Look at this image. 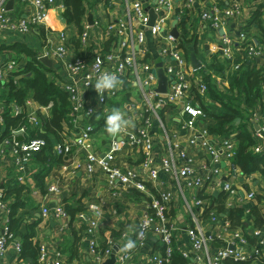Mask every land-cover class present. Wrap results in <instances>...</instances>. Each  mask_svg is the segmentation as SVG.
I'll list each match as a JSON object with an SVG mask.
<instances>
[{
  "label": "built area",
  "instance_id": "2783aa9c",
  "mask_svg": "<svg viewBox=\"0 0 264 264\" xmlns=\"http://www.w3.org/2000/svg\"><path fill=\"white\" fill-rule=\"evenodd\" d=\"M18 1L21 8L23 7L25 16L13 18L10 15L7 0H0V35L10 30H18L26 34L41 26H46L47 30L45 29L42 51L34 53V56H28V60L24 63H21L18 58L5 60L0 58V175L8 145H12L13 165L20 182L24 181L26 168L34 155L47 146V140L39 134L42 119L36 111L31 110L33 100L28 98L23 105L8 102L2 92L10 79L18 81L29 77L31 72H26V67L31 63L36 69L44 71L42 58L48 57L60 67L59 71L66 76L65 79L61 78L58 81V85L69 95V121L76 136L74 143L57 142L54 145L57 155L71 154L74 151V145L80 148L86 147V142L96 129L92 123L93 119L100 115L106 118L109 114L107 107L110 99L117 98L124 87H134L138 91L139 100L131 97L123 108L119 107L125 113L126 118L133 120L134 127H129L125 133L113 137L103 156L88 153L85 163L77 162L75 167L84 168L87 176L94 173L97 168H101L107 174L108 186L113 188L118 185L134 187L139 192H146L149 184L162 185L160 180L162 172L176 180H181L182 189L192 191L194 202V204L193 202L187 203L189 214L194 222V226L188 228L187 233L192 250L197 254L192 257L189 251L183 252L186 257L190 256L193 260L191 264H224L228 259L238 262L263 260L264 232L262 229H256L249 235L254 239L253 241L240 227L233 226L227 217L221 216L214 209L207 223L209 227L202 226L204 221L200 216L203 215L205 208L213 205L201 197L203 187L208 184L213 186L221 184V190L230 201L227 205H234L233 199L239 194L236 182L237 172L234 168L232 176H228L226 180L222 179L224 171L222 162L234 163L239 130L236 128L231 135L220 139L211 135L207 127L202 126V121L207 118V115L196 99V92L201 96L202 104L208 106L211 102L208 96V85L204 82L203 75L195 73L197 69L193 68L186 58L181 47L180 34L178 37L173 36L168 26V19L177 0H157L152 7L157 14L153 24H150V14L145 9L143 0H125V7L123 6L120 14L111 16L108 20H94L93 25H90L88 21L90 12L88 9L83 17V29L77 34L71 31L73 26L66 25L63 29L56 30L49 25L50 12L57 6L56 0ZM207 2L210 3L208 8L200 9L199 7L194 8L193 0H186L180 5V16L195 10L200 20L210 22L216 30L220 31L222 42L220 60L225 65V69L233 75L245 71L246 63L256 66L257 61L264 62V44L255 43L246 31L247 24L245 25L244 20L247 12L244 2L229 0L227 6L222 5L220 0H207ZM119 3V0L112 1L113 5ZM59 7L62 16L65 5ZM230 19L242 22L240 34L235 39H232L227 28ZM166 29H169V32L165 31ZM146 31H150L156 40H159L161 53L165 58L163 69L169 79V92L165 94L152 89L158 79L154 64L148 59ZM163 32L166 34L162 35ZM54 33L57 35L56 39L51 37ZM76 43H79V46ZM203 68L207 74L208 70ZM258 69H264V65ZM104 72L114 73L122 84L111 93L105 92L101 100L94 85ZM213 83L225 95L230 94L231 89L227 80L214 78ZM235 93L237 95L238 92L235 91ZM169 106L179 107L183 114L179 121L180 127L190 133L186 147H181V143L174 138L175 134H168L166 124L160 115V110ZM262 106L263 108H259ZM262 106L248 108L250 116L243 120V124L249 126L255 137L251 151L254 155L264 159V103ZM6 112L13 116L26 113L25 124L22 128L10 129L9 133L5 134L4 115ZM84 119L87 120L86 123ZM155 124H158L166 133V145L160 144L156 134L152 131ZM256 124L259 129H255ZM19 136H22L21 141H18ZM126 144L143 150V160L139 165L131 168L116 165L118 155ZM160 147L163 153L158 157L156 153ZM189 147L195 152L194 155L190 154ZM198 153L204 156L199 166L194 161ZM58 192L59 189L52 185L49 187L47 197ZM160 195L161 199L155 197L149 206V209H154L155 213L147 212L140 218L134 236L135 240L132 242L142 244L149 233L155 230L163 243L164 250L161 254L152 253L147 260L148 264H168L175 252L173 230L166 217V211L174 198L167 190L161 191ZM248 196L251 199L254 193H249ZM192 205L198 209L197 212L193 210ZM10 212V205L4 200L3 190H0V225L2 226L0 257L6 252L9 243L15 242L20 259L22 244L18 239L19 235L11 231L9 227ZM42 214L61 221H66L70 217L64 205H56L53 208L43 207ZM103 214V211L98 208L93 209L92 217L90 215L86 217L93 264H104L111 257L115 246L118 247L115 264H132V248H125L131 240L125 239L126 235H124L123 243L110 241L106 249H100L99 231ZM62 227L65 228L66 224L63 223ZM209 244L218 245L215 253L209 252ZM39 262L41 264H66L65 253L60 248L52 249L46 244H40Z\"/></svg>",
  "mask_w": 264,
  "mask_h": 264
},
{
  "label": "crops",
  "instance_id": "0c3cea01",
  "mask_svg": "<svg viewBox=\"0 0 264 264\" xmlns=\"http://www.w3.org/2000/svg\"><path fill=\"white\" fill-rule=\"evenodd\" d=\"M112 1L118 0H86L85 3L91 8L90 12L94 15V20L106 19L111 16H117L125 7V0H119L118 5H113ZM186 0H177L176 5L171 11L170 18L168 19V26L170 33L175 28L181 36L183 41H187V47H190V59H188L190 65L191 53H194L202 64L195 73L201 75H208L212 80L221 78L228 80L232 75L225 69V65L220 60V49L222 46L220 31L216 30L210 22L202 21L198 17V13L193 10L192 12L184 13L180 16L181 7ZM246 7V17L244 20L246 31L255 43L264 44V39L261 36L260 23L264 25V3L263 0H242ZM13 2L9 7V3ZM221 4L227 6L229 0H220ZM7 5L10 11V15L13 18L24 17L21 6L18 0H7ZM64 0H56L57 6L50 12L49 25L53 26L56 30L63 29L67 24L61 20V9L59 6L64 5ZM157 3V0H143L145 9L151 10V8ZM194 8H208L210 5L207 0H193ZM124 6V7H123ZM89 12V13H90ZM262 13L258 19H256V13ZM242 22L230 19L228 21V30L232 35V39L239 36ZM47 27L41 26L26 34L19 32L18 30H10L3 35H0V48H7L17 44H24L35 53H39L44 48V38ZM71 31L77 34L78 29L71 27ZM165 31L169 32V29ZM166 33L163 32L162 35ZM56 33L51 37L56 39ZM159 40L146 31V45L149 50L148 59L154 64L155 70L159 63H164L165 58L161 53V46L158 43ZM29 55H21L17 50L2 49L0 50V58L5 60L9 58H18L21 63L28 60ZM52 60V59H50ZM53 61V60H52ZM54 68H50L44 62V66L50 70L49 76L56 82L66 76L62 71H59V66L53 61ZM264 65V62L257 61V68ZM205 67L208 72L205 74ZM194 68V67H193ZM229 69V68H227ZM58 70V71H57ZM217 70V71H216ZM219 72V74H216ZM60 75H59V74ZM9 88L5 87L3 95L8 96ZM232 95H235L234 93ZM136 98L139 100L137 89L132 86H126L117 98H112L109 101L107 107L109 113L113 108H123L127 104V100L130 98ZM262 106V105H259ZM244 110L242 111L243 118L250 116L249 107L243 104ZM259 108H263L259 107ZM31 110L36 111L41 119L50 116L51 109L39 105L34 100L31 103ZM160 115L163 122L166 124L168 134H175V139L181 143V147L188 146V139L190 136L189 131L180 127V119L183 116L179 107L169 106L160 110ZM242 118V119H243ZM105 117L100 115L98 118L93 119V124L96 126L95 132L91 138L86 142V147H77L74 145V151L69 155H57L54 151V145L57 142L74 143L76 136L72 131V128L68 131L61 133L58 137L55 135L49 136L53 144V149H44L34 155L31 163L27 166L24 181L18 180V175L13 165V157L11 155L12 145H8L6 148V156L3 160L2 172L0 175V190L8 192L10 198L8 204H18L19 213L22 214L23 225L27 220L26 233L35 231L34 242L38 244H46L50 248H60L65 253L66 264H93V257L90 254V236L87 232V220L86 217L93 216V209H101L103 211V217L100 221L99 231V244L102 243L105 238L103 233L107 237H112L111 232L114 230L118 233L117 236L111 238L113 242L119 244L125 239L135 240L134 236L137 232L140 218L150 212L149 206L155 197H158L160 192L170 191L173 196V200L170 203L169 210L174 212L173 217H168L169 223L172 227L174 239H175V251L177 254L188 260V264L193 263V260L186 257L183 252L189 251L192 257L195 254L191 247L190 237L187 233V229L194 226L192 217L189 214V207L187 203L193 202L192 191L182 189L183 182L176 180L174 177L162 172L160 180L162 185L154 186L149 184L146 192L136 191L134 187H128L118 185L116 188L108 186L107 174L101 168H97L94 173L87 176L84 168L78 169L75 167L77 162L85 163L88 153H94L98 155H104L107 151L112 136L108 135L105 131ZM87 122L86 119L83 120ZM212 120L206 118L202 121V126L207 127L211 124ZM243 120H238L235 128H241ZM42 130V127H41ZM152 131L156 134L157 140L160 144L166 145L167 137L166 133L155 124ZM239 134V133H238ZM173 137V136H172ZM168 141L170 142L169 138ZM159 144V145H160ZM190 154L194 155L195 152L189 147ZM163 153L162 147L157 149V156L160 157ZM204 156L198 153L195 155L194 161L199 166L200 160ZM205 157H208L205 155ZM209 158V157H208ZM143 160V150L141 148H132L129 145H125L123 151L119 153L116 165L122 167L131 168L139 165ZM51 166L50 170L48 169ZM223 176L222 179L226 180L228 176L234 174V169L237 172V188L239 194L234 197V205L229 204L223 190H221V184L213 186L208 184L203 187L201 197L208 203H213L212 207L217 211L216 207L224 206L229 210L234 207H240L245 210L243 217L244 232L249 236L256 229H262L264 232V220L259 225L256 222V218L253 213V208L257 207L262 214H264V173L256 172L249 176L242 174L240 169L235 166L234 163L222 162ZM234 168V169H233ZM40 175V176H39ZM44 176V177H42ZM55 185L59 192L47 197L49 187ZM139 192V193H138ZM249 193H254L253 198H249ZM232 201V200H231ZM194 204V202H193ZM56 205H64L66 209L68 207H85V211L76 214L75 218L71 221V216L66 221L55 219L52 216L45 217L42 214L43 207L53 208ZM193 210L195 205H192ZM210 216V215H209ZM202 217V216H200ZM8 218V215H6ZM10 219V215H9ZM203 219V218H202ZM204 226L209 227L207 224L209 218L203 219ZM65 223L66 227L63 228L62 224ZM262 226V227H261ZM2 226L0 225V234ZM19 235V234H18ZM126 235V238L124 237ZM78 237V241L76 240ZM125 238V239H124ZM18 240V239H17ZM20 242L22 241L19 240ZM123 243V242H122ZM218 249L217 244H209L208 250L211 254L215 253ZM163 250V243L160 237L156 234L155 230H152L147 239L142 244L134 245L133 261L132 264H148L147 260L152 253H160ZM0 264H30L23 260L20 261L19 253L16 250L15 242L9 243L6 252L0 257ZM251 264H264V259Z\"/></svg>",
  "mask_w": 264,
  "mask_h": 264
},
{
  "label": "trees",
  "instance_id": "16d2710c",
  "mask_svg": "<svg viewBox=\"0 0 264 264\" xmlns=\"http://www.w3.org/2000/svg\"><path fill=\"white\" fill-rule=\"evenodd\" d=\"M85 1L86 0H64L65 11L63 12L62 16L64 17L66 24L76 27L78 32L83 29V17L86 14V11L91 8V6L89 7ZM256 15V19H258L262 13L257 12ZM260 30L261 36L264 39L263 23H260ZM186 43L187 41L185 42L182 40L181 47L184 50L186 58L190 59L191 50L190 47H187ZM76 45L79 46V43H76ZM2 49L17 50L19 54H25L29 56H34L35 53L32 49L24 44H17L7 48L1 47L0 50ZM26 72H31V75L29 77L19 79L18 81L15 79H10L9 82L5 84L6 87L9 88L7 99L8 102H16L17 104L23 105L25 104L26 99L31 98L43 107L50 106V116L42 119V130H40L39 134L47 140V146L44 149H49L51 151L53 149V144L49 136L55 135L58 137L61 133L66 132L71 128L69 121V95L65 90L57 85L53 79L50 78L49 73L51 71L46 67L44 71L38 70L31 63L27 65ZM216 74H219V72ZM202 78L208 85V96L211 102L208 106L202 104L201 96L194 88L196 92V99L205 110L207 117L212 120V123L207 125V130L211 135H214L217 138L221 139L231 135L233 130H235L238 120H244L248 118L247 116L249 114L243 118V104H246L249 108H255L258 105H263L264 103V69H257L246 63L245 71H242L238 74H233L228 78L227 81L229 82L231 89L229 95H225L218 88V86L213 83V80L210 76L203 75ZM235 91L238 92L237 95ZM233 93L235 95H232ZM214 102L216 104H213ZM25 115L26 113L19 116H13L6 112L4 115L6 127L5 134H8L10 129L22 128V126L25 124ZM95 118H98V116ZM238 129V143L236 145V155L234 157L235 166L240 169L242 174L247 176L256 172L264 173V159L254 155L251 151V146L255 143V137L253 136L252 130L247 124H242L241 128ZM44 149H42V151ZM51 166L52 165H50L48 168L49 170ZM3 192L4 200L8 201L10 194L5 191ZM158 197L161 199L160 194ZM19 207L20 205L18 204L10 205L11 212L9 227L11 231L17 235L20 233L21 226L23 225V218L22 214L19 213ZM213 209L214 207L212 206L210 208H205L202 218H209V215ZM216 209L221 216L227 217L233 226L240 227L242 230L245 229L244 223L242 221L245 215V210L243 208L234 207L227 210L224 208V206H221L216 207ZM85 210V207L81 206L76 208L68 207L67 211L71 216L70 223H72V220L75 218L78 212L80 214ZM252 210L256 218V222L260 225L264 220V214H262L257 207H254ZM150 213L154 214L155 210L150 209ZM173 216L174 212L168 209L166 211V217L170 218ZM33 230L23 235L21 241L22 249L20 253V260L29 262L30 264H41L39 262L40 244L34 242L33 238L35 237V231ZM117 235L118 233H116L114 230L111 232L112 237H107L106 234L103 233L105 240L100 243V249H106L109 246L110 241H113L111 238ZM248 238L254 241V239L250 236H248ZM79 239L76 237L77 241ZM134 245L137 246V244ZM168 264H188V260L182 257V255L177 254L175 251L171 261ZM224 264H251V262H238L234 261L233 259H228L224 262Z\"/></svg>",
  "mask_w": 264,
  "mask_h": 264
},
{
  "label": "clouds",
  "instance_id": "9594fccd",
  "mask_svg": "<svg viewBox=\"0 0 264 264\" xmlns=\"http://www.w3.org/2000/svg\"><path fill=\"white\" fill-rule=\"evenodd\" d=\"M121 84L122 81L114 73L104 72L96 80L94 88L99 98L103 100L105 92L111 93L117 90ZM129 127H134L133 120L126 118L125 113L119 108H113L106 116L105 131L112 137L125 133ZM133 247L134 244L132 241H128L125 245L126 249H131Z\"/></svg>",
  "mask_w": 264,
  "mask_h": 264
},
{
  "label": "water",
  "instance_id": "95a60500",
  "mask_svg": "<svg viewBox=\"0 0 264 264\" xmlns=\"http://www.w3.org/2000/svg\"><path fill=\"white\" fill-rule=\"evenodd\" d=\"M13 2L9 3V7L12 6ZM149 14H150V24H153V22L155 21L157 14L155 13L154 9L151 8V10H148ZM61 20L63 22H65V19L63 16H61ZM88 21L90 25L94 24V15L90 12L88 14ZM172 35L175 37L179 36V33L177 31V29L175 28V30L172 32ZM42 61L49 66L50 68H54V63L52 60H50L48 57H44L42 58ZM191 62L192 65L195 69H198L202 66V64L200 63V61H198L196 55L194 53H191ZM156 75H157V84L152 88L154 91L159 92V93H168L169 92V79L165 73V70L163 69V63H159L156 69ZM255 129H259L258 124L255 125ZM264 135V133H263ZM22 140V136L18 137V141ZM26 225H27V220L24 221V225L21 226L20 229V233H19V237L18 239L21 240V238H23V235L26 233ZM209 235V233H208ZM118 251V247L115 246L114 247V251L111 255V257L105 261L104 264H115L116 261V252Z\"/></svg>",
  "mask_w": 264,
  "mask_h": 264
},
{
  "label": "rangeland",
  "instance_id": "374dc122",
  "mask_svg": "<svg viewBox=\"0 0 264 264\" xmlns=\"http://www.w3.org/2000/svg\"><path fill=\"white\" fill-rule=\"evenodd\" d=\"M156 72V71H155Z\"/></svg>",
  "mask_w": 264,
  "mask_h": 264
}]
</instances>
